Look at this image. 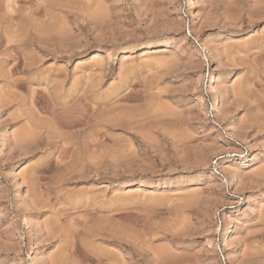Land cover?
<instances>
[{
    "label": "rangeland",
    "instance_id": "1",
    "mask_svg": "<svg viewBox=\"0 0 264 264\" xmlns=\"http://www.w3.org/2000/svg\"><path fill=\"white\" fill-rule=\"evenodd\" d=\"M188 1L0 0V264H264V0Z\"/></svg>",
    "mask_w": 264,
    "mask_h": 264
},
{
    "label": "bare ground",
    "instance_id": "2",
    "mask_svg": "<svg viewBox=\"0 0 264 264\" xmlns=\"http://www.w3.org/2000/svg\"><path fill=\"white\" fill-rule=\"evenodd\" d=\"M189 3H190V5L191 6H194V4H195V2H196V0H189L188 1ZM98 56H96V58H97ZM216 84V78L215 77H212V84L211 85H213V87H214V85ZM213 90H214V88H213ZM217 90V89H216ZM220 97V96H219ZM219 97L218 96H216V98H215V105H213V106H215V108H218L219 107V105L221 104L220 102H219ZM202 100V99H201ZM72 115V114H71ZM76 119V120H75ZM75 119H74V121L72 120V119H70V120H68V122L69 121H71V122H69V123H64V124H66V125H64V124H62V125H64L66 128L68 127V128H75V127H77L79 124H81V121L79 122L78 120L80 119V118H76L75 117ZM66 121V120H65ZM82 122H84L83 120H82ZM113 122V121H112ZM61 125V124H60ZM83 125V124H82ZM64 127V128H65ZM201 130V129H200ZM92 132V131H91ZM24 135V134H23ZM27 137V136H26ZM26 138H24V137H21L20 136V138H19V140L18 141H20L21 143L25 140ZM27 140V139H26ZM232 169V168H231ZM142 183V182H141ZM143 183H142V187H143ZM43 229V228H42ZM230 231V230H229ZM108 235H110V234H108ZM116 238V237H115Z\"/></svg>",
    "mask_w": 264,
    "mask_h": 264
}]
</instances>
